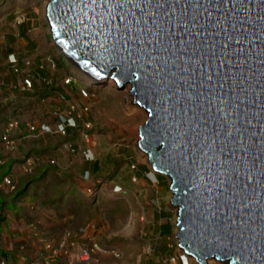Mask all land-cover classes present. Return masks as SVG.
I'll return each instance as SVG.
<instances>
[{
  "label": "water",
  "instance_id": "1",
  "mask_svg": "<svg viewBox=\"0 0 264 264\" xmlns=\"http://www.w3.org/2000/svg\"><path fill=\"white\" fill-rule=\"evenodd\" d=\"M45 12L73 69L130 84L147 112L137 148L170 180L182 254L264 264V0H47Z\"/></svg>",
  "mask_w": 264,
  "mask_h": 264
},
{
  "label": "rangeland",
  "instance_id": "2",
  "mask_svg": "<svg viewBox=\"0 0 264 264\" xmlns=\"http://www.w3.org/2000/svg\"><path fill=\"white\" fill-rule=\"evenodd\" d=\"M45 2V0H0V32L1 24L8 20L15 23L18 14L24 13L27 20V11L36 12L47 26L44 19ZM7 8L9 10L4 12L3 9ZM11 9L14 13L9 15ZM45 26V32L49 35L47 45L55 54H59V51L52 46L49 29ZM0 57L2 58L1 53ZM59 61L65 65L62 78L72 75L76 78L72 88L77 90L82 85L89 92L90 100L73 101L76 106L78 105L77 107L88 106L85 119L91 121L93 125L92 130L89 131V143L83 142L77 133L73 139H69L77 149L76 153L72 154L63 148H61L63 152H58L56 146L52 152L48 150L50 153H29L39 158L45 157L43 160L45 164L29 175L22 174L21 170L18 171L19 183L16 192L19 193L15 192L14 199L19 198V201L8 205L11 216L6 225L11 220L14 221L21 210L23 215L25 213L31 215L24 220L25 223L39 224L46 238L61 235L66 230L75 231L77 238L85 242V245L98 241L102 245L115 247L121 253L119 258L98 254L84 261L83 264H162V260L182 264V260L181 262L179 260L182 252L177 247L176 238V208L170 201L172 197L170 180L155 175L150 170L145 155H141L136 150L139 127L144 121L146 122V111L132 102L133 97L130 92L128 93L129 85L118 88L111 80L91 83L83 78V75L80 76L81 73L73 69L65 58H60ZM2 64L3 58L0 59V87L5 83L1 76L4 69ZM0 99L2 125L5 126L9 119L15 118L35 125L49 121L50 123L44 124L55 127L56 115L53 114L55 110L50 108L48 99L41 101L33 94L30 97L22 96L18 100L19 107L16 106V109L14 107L13 113L9 112L10 107L2 103L3 93H0ZM61 144L63 145V142ZM47 146L48 148L53 146L51 141H47ZM83 149L90 150L91 162L96 161L99 167L88 181L82 179L86 170L84 162L81 161L84 157L81 152ZM52 160L55 164L50 163ZM140 166L147 168L142 175L138 174L141 172L140 169L138 172L136 170ZM39 169L41 172L35 174ZM38 177L44 183L42 188L35 185L34 188L27 189ZM83 185L95 187L97 191L93 198L92 195L87 196L82 192ZM4 231V228L0 229L2 239L5 241ZM16 231L19 232L18 229ZM16 242L17 240L12 238L6 248L9 249ZM161 242L163 246L158 249ZM166 247L172 249L171 257L167 255ZM187 261L189 264H196L188 258ZM58 264L69 263L61 259Z\"/></svg>",
  "mask_w": 264,
  "mask_h": 264
},
{
  "label": "crops",
  "instance_id": "3",
  "mask_svg": "<svg viewBox=\"0 0 264 264\" xmlns=\"http://www.w3.org/2000/svg\"><path fill=\"white\" fill-rule=\"evenodd\" d=\"M3 10L4 12L8 11L9 8ZM12 12L13 10L11 9L9 11V15H11ZM26 13L28 15L27 20L22 24L17 25L15 23H11L12 20H8L7 22L1 24L2 31L0 32V53L3 58L4 64H2V68L4 69L2 70L3 72L1 76L2 80L5 82L0 87V93H3L2 103L7 105V107H10L9 112L13 113L14 107L15 109L16 106L19 107L18 100L22 96L30 97L33 94L34 97H39L41 101L43 99H48L50 108H53L55 111L61 112L66 108L67 104L70 101H79L83 100V98H81L77 93L78 89L74 90L72 88L73 82L68 86L63 85V79L67 77L65 76L62 78L63 73H65V65L61 64V62L59 61L61 55L55 54L53 50L50 49L47 45L49 35H47L45 32V23L41 21L36 12L27 11ZM45 27L47 29V26ZM9 54H13L17 59L18 66L21 69L20 73H15L9 68V65L6 61V58ZM2 58L0 57V59ZM52 61L55 62V67L51 66L53 64ZM26 76L32 79L33 88L30 92L22 94L19 89L16 88V85H19L22 79ZM30 93L32 94L30 95ZM2 121L3 120L1 119L0 131L4 127V125L1 124ZM42 122L47 123L49 121ZM78 131L80 132V128L69 129L68 138L45 134L39 138H27L23 140L19 143V148L13 154H10L6 157L5 164L3 166H0V178L7 172H10L11 174H14L13 180L17 186V184L19 183V179L17 178L19 173L18 171L20 170L22 157L25 154L50 153L48 152V150L52 152V149L55 146L58 152H63V150L61 149L62 147H60L61 142L73 139ZM47 141H51L53 145L51 148H48ZM68 156L72 157V155ZM90 156L91 155H89L88 158ZM37 158L40 162L36 168H42L45 164V162L43 161L45 157L41 156L40 158ZM81 161L84 162V169H87L88 166L93 170L97 169L98 163L96 161L91 162L90 158L86 159L84 157L81 158ZM40 172L41 169H39L35 174H38ZM92 177L93 176L91 175L89 178L91 179ZM90 179L83 180L88 181ZM42 184L44 183H42L40 180L37 186L42 188ZM12 199V195H4L0 193V214L2 220L6 217V219L3 220V224L1 225L0 229H5L4 234L6 235V240L4 241L2 239L1 233L0 238L4 250H7L6 252H9L10 249H12L16 244H19L26 239L24 229L28 222L25 223L24 220L27 219L28 216H31L27 213L23 215L20 210L15 219H13L14 221L11 220V222L6 225V223L10 221L11 216L8 205H10V203L15 204L19 201V198L15 201H12ZM16 229H18L19 232H17ZM12 238L16 239L17 242L13 244V247L7 249L6 247H8V243ZM25 242L29 246L30 255L32 257L36 256V252L40 248V242L34 239H27Z\"/></svg>",
  "mask_w": 264,
  "mask_h": 264
},
{
  "label": "built area",
  "instance_id": "4",
  "mask_svg": "<svg viewBox=\"0 0 264 264\" xmlns=\"http://www.w3.org/2000/svg\"><path fill=\"white\" fill-rule=\"evenodd\" d=\"M26 15L24 13L18 14L15 18V24H21L25 22ZM54 44V42H53ZM59 51V50H58ZM62 55V52L59 51ZM65 57L64 55H62ZM9 68L15 73H20L21 69L18 66V61L13 54H9L6 58ZM83 75V74H81ZM87 81L90 77L83 75ZM74 78L72 75H68L63 79V85H70ZM15 88V87H14ZM21 93H28L33 88L32 79L28 76L24 77L19 85H16ZM78 94L83 99H89V92L84 88L78 89ZM78 106V105H77ZM73 101L67 104V109L64 112L56 113L55 127H51L42 123L41 125H35L29 122H22L18 119H9L3 129L0 131V166H3L6 161V157L13 154L18 148L19 143L27 138H39L45 134H57L60 137L67 138L69 135L68 129L80 128L78 136L83 142L89 143L90 134L93 125L91 121L86 118L88 112V106L83 105L77 107ZM62 148L70 153H76L77 149L69 142H63ZM82 155L86 159L91 155L89 149H83ZM39 159L33 155H24L22 157L20 170L22 174L29 175L39 165ZM51 164H55V161H50ZM89 174L84 173L83 179H89ZM16 190V184L13 180V174L7 172L0 178V192L8 195H12ZM96 189L93 186L83 185L82 192L93 197L96 194ZM25 240L19 244H16L9 252L4 250L0 238V264H58L59 260L65 259L69 264H83L84 261H88L93 256L109 255L113 258H119L120 252L113 246L102 245L98 241H92L89 245H85V242H81L77 238L75 231H63L61 235H53L45 237L39 224L35 222H28L24 229ZM27 239H34L40 242V248L36 252V256H31L29 253V246L26 244ZM85 239V238H84ZM4 250V252H2ZM9 254V255H7ZM182 264L187 260L183 254L180 257ZM162 264H173L169 261L162 260ZM180 264V263H179Z\"/></svg>",
  "mask_w": 264,
  "mask_h": 264
},
{
  "label": "trees",
  "instance_id": "5",
  "mask_svg": "<svg viewBox=\"0 0 264 264\" xmlns=\"http://www.w3.org/2000/svg\"><path fill=\"white\" fill-rule=\"evenodd\" d=\"M59 53V52H58ZM60 54V53H59ZM61 55V54H60ZM61 58H63V56L61 55ZM53 62V61H52ZM53 64L55 65V62H53ZM81 76V75H80ZM83 77V76H82ZM78 80H82V79H78ZM81 82V81H80ZM22 94H25V93H22ZM56 122H57V120H56ZM77 129V128H76ZM68 131H69V129H68ZM79 132V131H78ZM25 155H29V154H25ZM45 166H47V164L45 165ZM39 168V167H38ZM37 168V169H38ZM138 169H140L141 170V172H138ZM99 170V167L97 166V169L96 170H93L92 168H90L89 166L87 167V169L85 170V172H87L90 176L94 173H96L97 171ZM137 170V172H138V174L139 175H142L144 172H146L147 171V168L146 167H139V168H137L136 169ZM93 176V175H92ZM157 178H158V180H159V177L157 176ZM90 179V178H89ZM37 180V181H36ZM39 181H40V179L38 178H35V181H32V183L29 185V187H27V189H30V188H34V186L36 185L37 186V184H39ZM38 187V186H37ZM36 187V188H37ZM17 188V187H16ZM17 190V189H16ZM16 190H15V192H16ZM15 192L12 194V197H13V199H12V201H15V196H16V194L17 193H19L18 191L16 192V194H15ZM14 195V196H13ZM91 198H93V197H91ZM18 199V198H17ZM22 199V197H20V200ZM4 206V205H3ZM0 208H1V206H0ZM2 223H3V220H2V217H1V214H0V227H1V225H2ZM162 246H163V244H162V242L160 243V246H159V248L158 249H160V248H162ZM167 248V250H168V254L167 255H169L170 257H171V255H172V249H168V247H166Z\"/></svg>",
  "mask_w": 264,
  "mask_h": 264
},
{
  "label": "bare ground",
  "instance_id": "6",
  "mask_svg": "<svg viewBox=\"0 0 264 264\" xmlns=\"http://www.w3.org/2000/svg\"><path fill=\"white\" fill-rule=\"evenodd\" d=\"M46 2H47V0H45ZM45 2V3H46ZM46 7V6H45ZM45 7H44V9H45ZM44 19H45V21H47L46 20V16H45V10H44ZM47 24V23H46ZM63 58H65V57H63ZM66 59V58H65ZM67 60V59H66ZM52 67H55V65L54 64H52L51 65ZM81 75V74H80ZM90 80H92L91 78H90ZM103 81H106V80H102L101 82H103ZM89 82H93V80L92 81H89ZM94 83H99V81H96V82H94ZM125 83V82H124ZM113 84H114V86L115 87H117L116 86V84L113 82ZM126 84V83H125ZM64 86H68V85H64ZM80 87H83L82 85L80 86ZM117 89V88H116ZM131 86H130V84H129V88H128V93L129 92H131ZM77 93H78V90H77ZM131 96H133V95H131ZM131 99H132V97H131ZM132 102H133V100H132ZM138 110V109H137ZM138 112H140V110H138ZM148 114H147V112H146V120L148 119ZM141 126H145V121L143 122V124L141 125ZM137 135H138V133H137ZM140 140V138H138V141ZM136 150H137V152L138 153H140L141 155H145V159H146V161L149 163V165L151 164L150 162H149V160H148V157H147V153L146 152H144L143 150H141V149H139V147L137 148V142H136ZM175 208H176V211H177V208L179 207V204L178 203H176L175 205L173 204V203H171ZM176 216H177V212H176ZM211 262H214V263H216V264H219V262L217 263V262H215V261H208V262H206V264H209V263H211Z\"/></svg>",
  "mask_w": 264,
  "mask_h": 264
},
{
  "label": "clouds",
  "instance_id": "7",
  "mask_svg": "<svg viewBox=\"0 0 264 264\" xmlns=\"http://www.w3.org/2000/svg\"><path fill=\"white\" fill-rule=\"evenodd\" d=\"M53 46L55 47V45L53 44ZM56 48V47H55ZM3 224V223H2ZM183 264H189L188 261H184Z\"/></svg>",
  "mask_w": 264,
  "mask_h": 264
}]
</instances>
